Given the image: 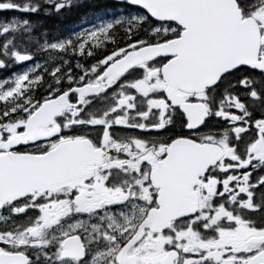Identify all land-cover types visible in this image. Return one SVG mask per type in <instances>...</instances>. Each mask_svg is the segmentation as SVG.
<instances>
[{
    "label": "snow or ice",
    "instance_id": "1",
    "mask_svg": "<svg viewBox=\"0 0 264 264\" xmlns=\"http://www.w3.org/2000/svg\"><path fill=\"white\" fill-rule=\"evenodd\" d=\"M0 264H264V0H0Z\"/></svg>",
    "mask_w": 264,
    "mask_h": 264
},
{
    "label": "flooded vegetation",
    "instance_id": "2",
    "mask_svg": "<svg viewBox=\"0 0 264 264\" xmlns=\"http://www.w3.org/2000/svg\"><path fill=\"white\" fill-rule=\"evenodd\" d=\"M84 11H87V9H84ZM80 20V14H76L73 16H70L68 18H66L65 20L59 22V27L60 28H66V27H71L75 24L78 23V21ZM52 26H56L57 22L56 21H50L49 22Z\"/></svg>",
    "mask_w": 264,
    "mask_h": 264
},
{
    "label": "trees",
    "instance_id": "3",
    "mask_svg": "<svg viewBox=\"0 0 264 264\" xmlns=\"http://www.w3.org/2000/svg\"><path fill=\"white\" fill-rule=\"evenodd\" d=\"M49 26H52V25L49 23Z\"/></svg>",
    "mask_w": 264,
    "mask_h": 264
}]
</instances>
